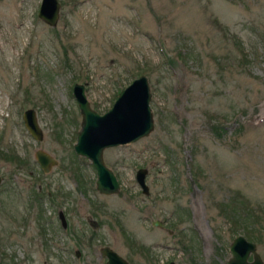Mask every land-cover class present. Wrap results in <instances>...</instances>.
<instances>
[{"label":"rangeland","instance_id":"1","mask_svg":"<svg viewBox=\"0 0 264 264\" xmlns=\"http://www.w3.org/2000/svg\"><path fill=\"white\" fill-rule=\"evenodd\" d=\"M58 1L50 26L41 0H0V264H105L103 245L132 264H224L247 236L222 204L264 210V0ZM141 74L154 128L104 149L120 190L99 193L73 148V85L102 114ZM37 150L58 160L49 172ZM259 220L250 231L264 262Z\"/></svg>","mask_w":264,"mask_h":264},{"label":"water","instance_id":"2","mask_svg":"<svg viewBox=\"0 0 264 264\" xmlns=\"http://www.w3.org/2000/svg\"><path fill=\"white\" fill-rule=\"evenodd\" d=\"M59 10L58 0H41L38 16L48 25L56 26ZM72 92L82 117L74 150L78 155L86 157L95 167L97 191L102 194H116L120 190V184L114 172L105 164L103 151L109 147L135 142L148 136L153 130L154 120L150 106L152 92L149 79L144 74L136 77L118 93L112 106L102 114L90 106L84 84L75 83ZM23 121L29 134L41 141L43 132L37 121L36 111L25 110ZM35 158L44 172H49L51 166L57 164V161L43 150H37ZM147 172V169L140 168L136 175L138 183L146 194L149 193L146 184ZM1 179L0 175V183ZM153 224L161 226L162 222L153 221ZM101 253L107 258V264H129L107 245L101 248ZM230 253L231 256L224 264H264L257 252V245L241 234L232 240ZM169 264L176 263L172 261Z\"/></svg>","mask_w":264,"mask_h":264},{"label":"trees","instance_id":"3","mask_svg":"<svg viewBox=\"0 0 264 264\" xmlns=\"http://www.w3.org/2000/svg\"><path fill=\"white\" fill-rule=\"evenodd\" d=\"M221 211L224 217H229L231 221L236 220L238 222V225L241 226L242 230L247 236V239L251 241H256L255 239H258V237H255L251 233L250 229L257 224H261L259 220L261 217H263L264 220V210L256 211L248 207V205L245 206L242 202H238L237 205L235 204L234 206H231L230 203L222 204ZM262 229L263 228L261 226L260 230L262 231ZM261 235L262 233L260 232V236Z\"/></svg>","mask_w":264,"mask_h":264},{"label":"flooded vegetation","instance_id":"4","mask_svg":"<svg viewBox=\"0 0 264 264\" xmlns=\"http://www.w3.org/2000/svg\"><path fill=\"white\" fill-rule=\"evenodd\" d=\"M37 115V114H36ZM41 128V127H40ZM41 130H42V132H43V129L41 128ZM78 134V133H77ZM43 138H44V132H43ZM76 140H77V136H76ZM75 144V143H74ZM74 144H73V148H74ZM75 151V150H74ZM76 153V152H75ZM77 154V153H76ZM50 155V154H49ZM78 155V154H77ZM52 156V155H51ZM79 156V155H78ZM53 157V156H52ZM56 161H57V163H58V160L55 158V157H53ZM39 164V163H38ZM92 164V163H91ZM93 166V165H92ZM41 167V166H40ZM94 167V166H93ZM94 169H95V167H94ZM43 170V169H42ZM112 170V169H111ZM44 171V170H43ZM95 171H96V169H95ZM113 171V170H112ZM138 171V170H137ZM97 175V174H96ZM136 175H137V172H136ZM95 223V222H94ZM62 224V223H61ZM97 226V225H96ZM159 227H161V228H164V224H163V222H162V225L161 226H159ZM66 230H68V224H67V226H66ZM168 231V233H171V231H169V230H167ZM77 231L76 230H73L72 231V235H73V239L75 240V241H77V233H76ZM105 245H103V246H101L100 248H99V253H100V255H101V257H105L102 253H101V248L102 247H104ZM148 252V251H147ZM81 253V251H79V249H76L75 250V255H76V257H80V254ZM79 255V256H78ZM121 256V255H120ZM122 257V256H121ZM106 258V257H105ZM123 258V257H122ZM123 259H125V258H123ZM126 260V259H125ZM129 264H132V263H130L128 260H126ZM170 262H172V260H170V261H168V262H166V263H164V264H169ZM105 264H107V258H106V261H105Z\"/></svg>","mask_w":264,"mask_h":264},{"label":"bare ground","instance_id":"5","mask_svg":"<svg viewBox=\"0 0 264 264\" xmlns=\"http://www.w3.org/2000/svg\"><path fill=\"white\" fill-rule=\"evenodd\" d=\"M113 147H115V146H113Z\"/></svg>","mask_w":264,"mask_h":264}]
</instances>
